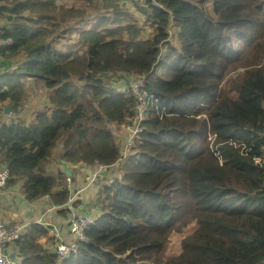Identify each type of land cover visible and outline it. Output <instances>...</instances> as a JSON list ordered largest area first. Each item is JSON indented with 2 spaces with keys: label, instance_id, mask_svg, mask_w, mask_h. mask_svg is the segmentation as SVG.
Listing matches in <instances>:
<instances>
[{
  "label": "trees",
  "instance_id": "obj_1",
  "mask_svg": "<svg viewBox=\"0 0 264 264\" xmlns=\"http://www.w3.org/2000/svg\"><path fill=\"white\" fill-rule=\"evenodd\" d=\"M103 1L120 10V0ZM56 8L0 0L1 36L11 40L0 56L23 54L0 74V106L18 112L26 80L50 89L31 121L0 122L6 186L21 180L28 201L48 194L65 203L66 176L44 168L59 141L65 162L119 173L98 182L90 205L99 212L75 253L59 258L48 229L32 222L14 242L21 264H264V162L255 161L264 149V0H146L135 6L141 26L104 15L63 51L50 40ZM142 75L164 114L149 108L132 152L113 166ZM110 76L126 80V91L105 87Z\"/></svg>",
  "mask_w": 264,
  "mask_h": 264
},
{
  "label": "built area",
  "instance_id": "obj_2",
  "mask_svg": "<svg viewBox=\"0 0 264 264\" xmlns=\"http://www.w3.org/2000/svg\"><path fill=\"white\" fill-rule=\"evenodd\" d=\"M145 1L146 0H120L119 8L124 10L123 12L125 13H128L131 9L136 11L135 6L141 5ZM10 42L11 40L8 37L4 38L1 36L0 29V46L9 44ZM143 84L144 75L138 77L130 88L132 94L137 96V104L134 110V120L131 124L124 125L121 128V133L125 132L122 133V135H119L121 155L118 158L119 162H115L112 164L113 166H117L119 163L123 162L127 155L132 152L131 148L134 137L136 136V133L141 130L140 124L145 119L149 108L156 109L159 118H161L164 114L163 110H158L157 98L148 93V91L144 89ZM9 113L11 112L9 111ZM16 118L17 117H14V119ZM59 146L62 147L61 144ZM255 161L259 163L264 162V149L262 157H255ZM110 167L111 165L97 163L94 165V170L89 176L88 181L83 186H81L80 189L75 190V187L72 184L70 185V189L73 188V194L70 196L69 193L67 201L63 204V206H65V208L69 211L64 230H60L53 223L47 224L41 219H36L33 221L38 224H42L48 229V234L52 237V242L54 243L53 247H55V252L58 254L59 258H65L69 254L75 253L77 251L78 242L84 239L85 231L94 223L97 212H99L93 205H91L93 210H88L84 208L83 205H81L79 209H76L72 206L73 201L77 198V195L83 192L90 184L95 186V183H97L101 178V172L108 170L107 168ZM115 172V170L112 171V177H114ZM9 177L10 173L8 168L6 166L0 165V190L6 186ZM70 177V175L65 177L67 184L71 182ZM96 192L97 189L94 194ZM48 196V194L43 195L45 198H48ZM55 207L60 208L61 206L57 205ZM26 228L27 227L25 224L8 226L0 220V264H21V257L12 256L10 253H7L6 250L10 244H13L19 238Z\"/></svg>",
  "mask_w": 264,
  "mask_h": 264
},
{
  "label": "crops",
  "instance_id": "obj_3",
  "mask_svg": "<svg viewBox=\"0 0 264 264\" xmlns=\"http://www.w3.org/2000/svg\"><path fill=\"white\" fill-rule=\"evenodd\" d=\"M22 55L23 54L21 53L20 56L10 60H4L3 57L0 56V74L12 70L20 62H22ZM49 92L50 89L37 88L34 85L32 79L25 81V94L23 96L22 101L17 107L18 113L25 111L26 115H21L25 121H30V119L32 120L36 112H38L43 107L49 104ZM8 104H10L12 108V103L6 102L4 105ZM9 111L10 109L7 111V113ZM0 118L5 121L3 112L0 113ZM60 144L62 145V147L59 146ZM62 149V141L57 142L55 147L51 151L47 163L44 165L45 171L48 174H55L57 172H61L64 173L66 177L70 175L71 182L68 184L66 182L68 189H70V185L72 184L75 187V190H78L88 181L89 176L94 170V166L90 167L82 162H65L64 160L59 158V154ZM112 171L113 169L102 171L101 178L98 180V182L102 181V179L110 178ZM98 182L95 183V186L98 185ZM95 186H92V184H90L83 192L78 194L77 198L73 201L72 206L76 209H79L81 205H83L84 208L88 210H93L90 205L91 202L86 201V194L89 193L90 190L93 191ZM45 206L51 207V204L49 202V199L43 196L34 201H28L26 199V196L23 191V183L21 180L17 181L14 185L5 186L2 190H0V220L8 226L25 224L26 227H28V225L36 219H41L43 221H50L60 230H64L66 226V218L68 217L69 211H67L66 214H62L59 212L60 208H55L52 212L48 214L44 213L43 209ZM42 241L45 240L43 239ZM6 252L10 253V255L12 256H18L14 243L8 246Z\"/></svg>",
  "mask_w": 264,
  "mask_h": 264
},
{
  "label": "rangeland",
  "instance_id": "obj_4",
  "mask_svg": "<svg viewBox=\"0 0 264 264\" xmlns=\"http://www.w3.org/2000/svg\"><path fill=\"white\" fill-rule=\"evenodd\" d=\"M55 3H56L57 8H56V11L54 12L53 15H54V21L56 22L57 27H56V32L54 33V37L53 36L50 37V40L52 41L53 46L56 49H58L59 51L67 50L71 46L73 47V45H75V43L78 39V35H79L80 30L83 28L87 29L89 26H91L95 22L99 21V19L102 18L104 15L105 16L107 15V17L110 20H115V21L120 20V22H118V21L116 22L117 24H115V26L116 25H126L130 21L137 22V24L139 26H141L143 24V22L140 21V19H139L138 13L135 10L131 9L128 12L130 14L129 16H127L126 14H123L121 16V15H118L121 13L119 11H124V10L120 9L118 11V9H115L116 7H112L110 9L105 8L107 2H105L103 0H55ZM70 8H71L72 12H70V14H68V15H64L63 10L70 9ZM120 16H121V18H120ZM7 23L8 22H5L3 24L6 25ZM108 24H110V23L108 22L107 26H108ZM49 28H50V26H49ZM150 31H151V29L149 27H146L143 30L142 38H146L149 35ZM172 42L175 43L174 39H172ZM232 45H233L234 49L240 54H243L244 51L246 50V47L243 45V43L236 40L235 38L232 39ZM167 46L168 45H164L162 47V54H164V55L168 52ZM163 65L157 67V69H156L158 71L157 73H159L160 72L159 70H162L163 67H166L168 64L164 63ZM237 71H239V70H237ZM110 77H112V78L109 79V77H107V80L105 81V87L115 88V89L121 88V90H119V91H121V92L126 91V89L124 90V88H122L123 85H125L127 83L126 80L124 81V80H122V78H115L114 76H110ZM72 79L75 83H77V80L75 78H72ZM126 86H128V85H126ZM6 106L10 109L11 113H9V112L4 113V108H6ZM11 109L12 108H11L10 104H8V105L3 104L0 106V113L3 112V116L5 118V121H8V119H11L12 117H16V116H19L23 119L22 116L26 115L25 111L18 113V112L12 111ZM1 121H4V120L0 118V122ZM30 121H31V119H30ZM122 133H125V132H122ZM115 171L116 172L114 173V177H118L119 172L117 170H115ZM102 180L110 182L109 178L108 179H102ZM97 188H98V185L95 186L93 192L90 190L89 193L86 194L87 195L86 201H90L91 203H94V200H95L94 196L97 194V192L95 194H94V192L96 191ZM48 199H49V202L51 204V207L45 206L43 210H44V213L49 214L50 212H52L56 208L55 206H57V205L52 203L50 196H48ZM63 204L59 205V206H61L60 209L65 208V206H63ZM45 223L51 224L50 221H46V220H45ZM43 239H45V238H43ZM172 241L173 242L170 244L168 249L174 248L176 238L173 237Z\"/></svg>",
  "mask_w": 264,
  "mask_h": 264
},
{
  "label": "water",
  "instance_id": "obj_5",
  "mask_svg": "<svg viewBox=\"0 0 264 264\" xmlns=\"http://www.w3.org/2000/svg\"><path fill=\"white\" fill-rule=\"evenodd\" d=\"M9 110V108L6 106V108H4V113H6ZM70 196H72L73 194V188L70 189Z\"/></svg>",
  "mask_w": 264,
  "mask_h": 264
}]
</instances>
